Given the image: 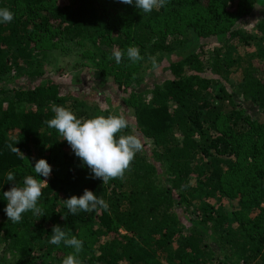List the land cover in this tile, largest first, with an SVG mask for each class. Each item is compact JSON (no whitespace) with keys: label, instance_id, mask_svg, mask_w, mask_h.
<instances>
[{"label":"trees","instance_id":"obj_1","mask_svg":"<svg viewBox=\"0 0 264 264\" xmlns=\"http://www.w3.org/2000/svg\"><path fill=\"white\" fill-rule=\"evenodd\" d=\"M257 1L167 0L145 14L119 0H0V8L14 13L11 23L0 24V264H62L72 250L49 243L55 225L84 242L81 264H264V83L251 63L221 50L231 41H254L256 56L264 60V0L255 33L238 25ZM215 35L223 38L217 53L203 45L170 62L168 77L148 92L128 93L134 120L124 134L136 135L143 150L123 180L108 184L91 178L68 143L45 123L54 116L53 103L66 108L70 102L72 110L83 102L63 94L52 79L16 85L22 75H42L40 60L30 69L35 58L49 56L62 41L89 52L99 76L127 89L139 62L125 54L117 64L110 59L113 49L126 53L135 46L144 57ZM239 67L240 98L223 86L214 102L211 79L203 73L224 78ZM13 136L26 158L8 149ZM217 142L228 147L227 156L205 153ZM41 158L52 167L38 201L44 216L29 211L13 223L4 212L3 193L14 183L23 186L27 175L43 180L33 169ZM9 171L14 182L5 178ZM92 184L102 185L96 196L109 209L89 220L70 214L63 200L81 196ZM220 199L237 200L231 215L215 206Z\"/></svg>","mask_w":264,"mask_h":264},{"label":"rangeland","instance_id":"obj_2","mask_svg":"<svg viewBox=\"0 0 264 264\" xmlns=\"http://www.w3.org/2000/svg\"><path fill=\"white\" fill-rule=\"evenodd\" d=\"M262 5L263 0H260L259 2L257 1V3L249 10L248 15L243 16L238 20V25H240L242 31L251 34L256 32V25L263 16ZM234 7L235 3L232 5V9H234ZM222 41L223 38L221 35L193 37L175 52H156L152 55L145 54L144 59L134 65V69L132 70L136 71V75L127 89L119 86L118 83H115L110 78L99 76V70L96 68L89 52L81 50L70 41H62L55 47L49 56L44 57L38 55L35 58V63L30 69L37 67V60H40L41 64H39V67L43 70L42 75H22L17 80L16 85H27L31 87L39 82H45L46 79H52L59 83L63 94L71 95L73 97L75 96L74 102H83L82 105L77 104L71 110L76 117L78 114H80L78 115V118H85V116L94 117L97 115L107 116L109 114H118L123 115L131 124H133V109L126 102V99L130 95L128 93L148 92L153 83H160L168 77V64L170 62L184 60L185 57L197 52L199 47L203 45H205V50H213L214 53H217V49L221 47ZM257 49L258 45L254 41H247L246 44L231 41L229 46L222 48L221 50L226 57H240L245 62L249 64L251 63L254 67V70L252 69V71L255 73V76L261 79L264 83V60L256 56ZM213 52H210V54L212 55ZM150 58H155L158 68L153 69ZM76 63L79 64L76 65ZM62 69L64 71L59 73ZM241 73V67L233 71L230 76H224V78L209 70L204 72L203 74L211 79V99L214 102L217 101L216 95L223 86L227 91L232 93L234 98L239 99L240 94H238L237 84L244 82ZM146 97L149 99L151 94L147 93ZM65 105L66 108L67 106L70 107V102H67ZM251 114L257 116L256 112H252ZM145 140V147H150V140ZM228 152V147L222 142L208 145L205 151L207 155L220 153L223 156H227ZM76 159L79 160L78 157H76ZM43 179L45 178L43 177ZM101 186L102 185L99 184H92L88 190H91L96 194ZM237 205V200L230 199H220L215 203L216 207L229 215H231V211L237 208ZM99 211L100 209L93 212L81 211L74 216L84 220L95 219ZM175 245L176 241H173L171 246L174 247ZM2 250L3 243L0 242V255L2 254Z\"/></svg>","mask_w":264,"mask_h":264},{"label":"clouds","instance_id":"obj_3","mask_svg":"<svg viewBox=\"0 0 264 264\" xmlns=\"http://www.w3.org/2000/svg\"><path fill=\"white\" fill-rule=\"evenodd\" d=\"M127 5H135L141 13H151L154 9L163 8L167 0H119ZM14 13L8 8H0V24L11 23ZM132 63H138L144 59L140 55L138 47L129 46L126 53L120 49H113L112 56L117 64L122 62L124 56ZM153 69L158 68L155 58H150ZM135 78V74H133ZM53 118L46 120L45 123L50 129H55L66 141L72 152L78 157L82 166L89 170L91 178L101 179L102 184H108L111 180H123L125 173L130 170L132 162L138 152L143 150L141 140L133 134H124L129 127V121L118 114L107 116L97 115L92 118H77L76 115L63 106L55 103L51 105ZM7 143L8 149L21 158H26L15 145L19 142L15 136L10 138ZM34 172L36 176L45 179H37L33 175H27L23 179V186L14 183L9 190L3 193L7 206L4 209L8 220L19 223L22 214L31 211L34 216H44L42 206H38V201L42 196V189L48 186V178L51 176L52 167L46 159H39L35 162ZM7 181H15L12 171L5 174ZM68 212L76 215L78 212H93L99 209L107 211L108 203L103 198H98L93 191L85 189L79 197L73 195L63 200ZM66 219V217H62ZM70 229L61 228L55 225L52 228V235L49 243L59 246L61 243L72 251L62 260V264H81L78 259L83 251V241L76 235H69Z\"/></svg>","mask_w":264,"mask_h":264}]
</instances>
